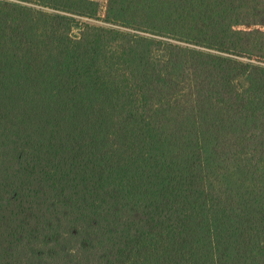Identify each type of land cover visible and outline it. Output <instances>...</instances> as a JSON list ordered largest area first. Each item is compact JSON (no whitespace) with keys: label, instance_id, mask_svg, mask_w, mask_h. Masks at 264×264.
Returning a JSON list of instances; mask_svg holds the SVG:
<instances>
[{"label":"trees","instance_id":"obj_1","mask_svg":"<svg viewBox=\"0 0 264 264\" xmlns=\"http://www.w3.org/2000/svg\"><path fill=\"white\" fill-rule=\"evenodd\" d=\"M100 1L0 0V264H264V0Z\"/></svg>","mask_w":264,"mask_h":264},{"label":"rangeland","instance_id":"obj_2","mask_svg":"<svg viewBox=\"0 0 264 264\" xmlns=\"http://www.w3.org/2000/svg\"><path fill=\"white\" fill-rule=\"evenodd\" d=\"M100 4H101V8H100V13H99V16H103V13H104V7H105V1L104 0H101L100 1ZM77 20L81 21V22H88V23H91V24H99L100 21L99 20H90V19H85V18H78ZM71 34L72 35H77L78 34V29L77 28H74L72 31H71Z\"/></svg>","mask_w":264,"mask_h":264}]
</instances>
